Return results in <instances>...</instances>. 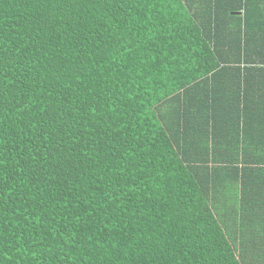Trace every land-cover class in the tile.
Listing matches in <instances>:
<instances>
[{
	"label": "trees",
	"instance_id": "16d2710c",
	"mask_svg": "<svg viewBox=\"0 0 264 264\" xmlns=\"http://www.w3.org/2000/svg\"><path fill=\"white\" fill-rule=\"evenodd\" d=\"M0 264H264V0H0Z\"/></svg>",
	"mask_w": 264,
	"mask_h": 264
},
{
	"label": "crops",
	"instance_id": "0c3cea01",
	"mask_svg": "<svg viewBox=\"0 0 264 264\" xmlns=\"http://www.w3.org/2000/svg\"><path fill=\"white\" fill-rule=\"evenodd\" d=\"M247 114L250 115V116H253V115H257L258 116L257 112L255 110H253V109L247 110Z\"/></svg>",
	"mask_w": 264,
	"mask_h": 264
}]
</instances>
